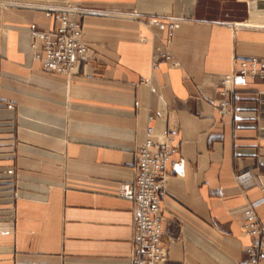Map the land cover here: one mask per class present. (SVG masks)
<instances>
[{"label": "crops", "instance_id": "1", "mask_svg": "<svg viewBox=\"0 0 264 264\" xmlns=\"http://www.w3.org/2000/svg\"><path fill=\"white\" fill-rule=\"evenodd\" d=\"M4 1L0 264H130L132 202L117 192L148 116L174 148L167 264H249L254 245L264 264V80H237L232 116L216 108L235 59H264V0ZM72 5L91 60L66 77L31 54L30 29L55 30L47 10ZM153 51L170 57L153 65ZM249 202L259 233L243 228Z\"/></svg>", "mask_w": 264, "mask_h": 264}, {"label": "built area", "instance_id": "2", "mask_svg": "<svg viewBox=\"0 0 264 264\" xmlns=\"http://www.w3.org/2000/svg\"><path fill=\"white\" fill-rule=\"evenodd\" d=\"M9 7L8 2L0 0V8ZM53 17L57 28L53 31L30 29L31 54L41 62L42 68L55 74L70 77L78 63L90 61L87 57L88 46L83 37V12L76 6L47 10ZM174 22L168 24V37L172 34ZM40 46H37V42ZM165 53L153 51L152 64L160 58H169ZM264 80V59L257 57L235 59L230 73L222 76L217 89V111L221 116H232V98L237 80ZM152 116H148L145 138L135 152L134 175L131 182L118 186V195L132 202L133 237L131 239L130 264H167L169 236L164 239V216L161 200L167 178L168 165L174 148L166 134L162 142L152 137ZM177 161L176 164H179ZM237 182L243 189L248 188L253 179L249 173L239 174ZM256 203L249 202L244 208L243 228L253 234L262 231L255 211ZM258 247L249 249V264H257Z\"/></svg>", "mask_w": 264, "mask_h": 264}]
</instances>
